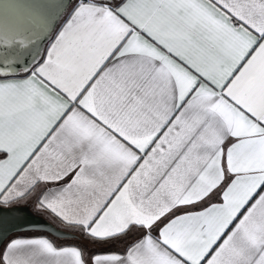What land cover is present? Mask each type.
Wrapping results in <instances>:
<instances>
[{"label": "snow or ice", "instance_id": "1", "mask_svg": "<svg viewBox=\"0 0 264 264\" xmlns=\"http://www.w3.org/2000/svg\"><path fill=\"white\" fill-rule=\"evenodd\" d=\"M27 198L85 244L0 264H264V0H0V205Z\"/></svg>", "mask_w": 264, "mask_h": 264}, {"label": "water", "instance_id": "2", "mask_svg": "<svg viewBox=\"0 0 264 264\" xmlns=\"http://www.w3.org/2000/svg\"><path fill=\"white\" fill-rule=\"evenodd\" d=\"M31 230L47 231L60 237L68 236L45 217L32 212L27 205H0V238L6 240L11 234Z\"/></svg>", "mask_w": 264, "mask_h": 264}, {"label": "trees", "instance_id": "3", "mask_svg": "<svg viewBox=\"0 0 264 264\" xmlns=\"http://www.w3.org/2000/svg\"><path fill=\"white\" fill-rule=\"evenodd\" d=\"M44 47H47V43L45 44ZM47 220L50 221L51 223H53L59 229H61L64 232H66L68 234V236L60 237V236L51 234V233H49L47 231L31 230V231L17 232V233L11 234L5 241H7L10 238L18 237V236L19 237L20 236H25V237H29V236H44V237L48 238L49 240H51L53 243L58 244V245H60V244H68V245L76 244V245L83 246L85 244V242L82 241L78 236H74V234H72L71 231L67 227H65L59 221L58 218L53 217L52 219H47ZM89 245H87V246H89Z\"/></svg>", "mask_w": 264, "mask_h": 264}, {"label": "crops", "instance_id": "4", "mask_svg": "<svg viewBox=\"0 0 264 264\" xmlns=\"http://www.w3.org/2000/svg\"><path fill=\"white\" fill-rule=\"evenodd\" d=\"M10 205H27L29 208L32 207L33 209H35V211H37L36 214H38V215L42 214V216L45 214L44 217L47 219H52L53 217H55L49 211L37 210L36 201L34 198H27V199L18 200V201L14 202ZM10 205H7V206H10ZM2 206H4V205H2ZM29 237H37V236H29ZM29 237L20 236V238H29ZM13 238H17V237H13ZM13 238H10V239H13ZM10 239H8V240H10ZM88 248L92 252H110V251L120 250L122 248V245L119 242H115V243H112L109 245H98V246L89 245Z\"/></svg>", "mask_w": 264, "mask_h": 264}, {"label": "rangeland", "instance_id": "5", "mask_svg": "<svg viewBox=\"0 0 264 264\" xmlns=\"http://www.w3.org/2000/svg\"><path fill=\"white\" fill-rule=\"evenodd\" d=\"M31 208H32V207H31ZM31 208H30V209H31ZM31 211L34 212V213L37 212V211H35V209H33V208L31 209ZM40 215L42 216V214H40ZM44 215H45V214H44ZM44 215H43V217H44Z\"/></svg>", "mask_w": 264, "mask_h": 264}]
</instances>
